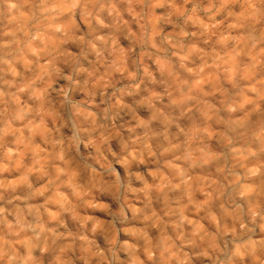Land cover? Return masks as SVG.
<instances>
[{"label":"clouds","instance_id":"clouds-1","mask_svg":"<svg viewBox=\"0 0 264 264\" xmlns=\"http://www.w3.org/2000/svg\"><path fill=\"white\" fill-rule=\"evenodd\" d=\"M0 264H264V0H0Z\"/></svg>","mask_w":264,"mask_h":264}]
</instances>
